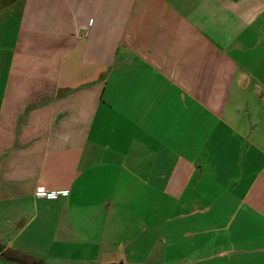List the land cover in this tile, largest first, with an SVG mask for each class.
I'll return each mask as SVG.
<instances>
[{
    "label": "crops",
    "instance_id": "1",
    "mask_svg": "<svg viewBox=\"0 0 264 264\" xmlns=\"http://www.w3.org/2000/svg\"><path fill=\"white\" fill-rule=\"evenodd\" d=\"M0 246L264 264V0H0Z\"/></svg>",
    "mask_w": 264,
    "mask_h": 264
},
{
    "label": "trees",
    "instance_id": "2",
    "mask_svg": "<svg viewBox=\"0 0 264 264\" xmlns=\"http://www.w3.org/2000/svg\"><path fill=\"white\" fill-rule=\"evenodd\" d=\"M0 250H2V247L0 246ZM8 259H10L11 261H17V262H21L19 259L15 258V257H8Z\"/></svg>",
    "mask_w": 264,
    "mask_h": 264
},
{
    "label": "built area",
    "instance_id": "3",
    "mask_svg": "<svg viewBox=\"0 0 264 264\" xmlns=\"http://www.w3.org/2000/svg\"><path fill=\"white\" fill-rule=\"evenodd\" d=\"M38 193L45 194V189L43 187L39 188Z\"/></svg>",
    "mask_w": 264,
    "mask_h": 264
},
{
    "label": "water",
    "instance_id": "4",
    "mask_svg": "<svg viewBox=\"0 0 264 264\" xmlns=\"http://www.w3.org/2000/svg\"><path fill=\"white\" fill-rule=\"evenodd\" d=\"M120 264H123V263H120Z\"/></svg>",
    "mask_w": 264,
    "mask_h": 264
}]
</instances>
